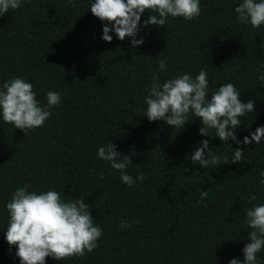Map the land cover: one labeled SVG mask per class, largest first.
<instances>
[{"label":"trees","instance_id":"obj_1","mask_svg":"<svg viewBox=\"0 0 264 264\" xmlns=\"http://www.w3.org/2000/svg\"><path fill=\"white\" fill-rule=\"evenodd\" d=\"M93 0H30L0 18V85L23 77L37 99L62 94L61 105L42 128L25 133L0 116V264H20L9 247L6 209L12 193L28 184L30 191L56 190L67 200L85 194L84 202L103 228L99 247L82 258L47 264H228L243 261L250 229L245 225L248 198L264 203V140L261 145L222 142L199 134L197 119L182 130L144 116V98L167 62L161 82L181 73H208L209 98L225 83L241 91V100L255 101L256 111L241 117L239 140L264 126V26L252 29L237 22L240 0H200L195 21L169 17L165 28L149 26L140 33L139 48L131 38L102 39L104 24L92 15ZM145 13L141 19L148 18ZM111 27V25H109ZM195 119L189 116V120ZM208 139L215 155L229 160L242 147L244 161L207 169L193 165L189 154ZM110 141L127 170L143 182L125 185L120 173L97 158ZM231 144V145H230ZM233 148V149H232ZM223 164V159L221 160ZM103 175V179H101ZM209 191L202 199L201 192ZM132 227L121 229V221ZM264 264V251L258 254Z\"/></svg>","mask_w":264,"mask_h":264},{"label":"clouds","instance_id":"obj_2","mask_svg":"<svg viewBox=\"0 0 264 264\" xmlns=\"http://www.w3.org/2000/svg\"><path fill=\"white\" fill-rule=\"evenodd\" d=\"M22 2L30 0H0V18L9 10L20 9ZM68 2L72 4L74 0ZM90 11L104 24V41L111 43L113 36L110 33L114 32L120 41L131 38L130 45L134 49L145 43L140 37L143 28H165L169 17L195 21L202 14L200 0H93ZM234 11L239 24H250L252 29L264 26V0H240ZM145 13L149 15L141 25ZM259 47L264 48V37ZM158 64L159 71L152 75V83L144 98V116L149 121H162L175 130H183L187 124L198 119L202 124L199 129L201 136L212 137L209 133L214 130L215 137L223 143L262 144L264 126L257 127L242 141L236 135L242 124L240 118H247L256 111L255 101L243 102L240 98L242 93L236 85L225 83L209 98L206 70L201 69L195 77L181 73L161 82L159 73L167 72V62L161 59ZM258 79L264 84V74ZM61 97L60 92L48 91L47 105L42 106L33 84L23 77H15L0 85V116L3 122L21 130L27 137L31 131L46 125L53 115L50 109L61 105ZM190 115L195 119L189 120ZM116 149L117 145L110 141L106 146L98 148L97 158L118 171L125 185L134 187L137 181L143 182L146 179L144 174H138L135 178L128 174L132 159L128 155L122 156ZM233 153L230 160L227 155L221 158L213 153L209 140L204 139L189 154V159L193 165L204 169L244 161L245 152L242 147L233 149ZM100 178L103 179V175ZM260 183L264 185V170L260 171ZM30 188L28 184L18 187L6 204L9 221L5 238L10 249L16 248L15 256L19 258L20 264H47L48 257L55 261L82 258L99 247L103 228L94 222L91 206L84 202L83 192L80 197L66 201L54 189L37 193L30 191ZM208 194L209 191H202V199H206ZM257 199L256 194H251L247 202L251 206L245 210L244 223L250 229L247 233L250 242L242 249L244 259L241 261L233 258L228 264H259L258 254L264 251V203H254ZM132 223L138 224L139 220L134 219L131 223L121 221L120 228H131Z\"/></svg>","mask_w":264,"mask_h":264}]
</instances>
